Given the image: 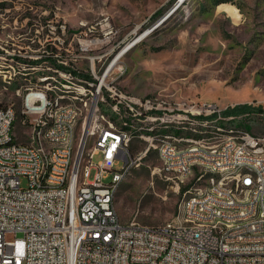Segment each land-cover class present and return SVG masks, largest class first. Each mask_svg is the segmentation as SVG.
I'll return each mask as SVG.
<instances>
[{"label": "built area", "instance_id": "built-area-1", "mask_svg": "<svg viewBox=\"0 0 264 264\" xmlns=\"http://www.w3.org/2000/svg\"><path fill=\"white\" fill-rule=\"evenodd\" d=\"M103 21L87 26L83 39L67 36L65 24H48L49 33L30 38L38 44L28 46L30 51L0 47V56L18 58L19 67L59 68L85 78L93 92L91 107L82 108V99L60 96L52 86L28 85L17 90L18 106H0V264H264V136L223 131L235 116L216 106L173 104L120 86L122 56L114 36L99 37V30L112 27L108 18ZM89 31H96V38L87 37ZM94 47H104V54L92 55ZM79 60L87 63L88 74L77 73ZM101 100L138 125L165 118L191 126L222 124V131L131 136L103 120L88 144H81L85 133H77V126L89 122ZM63 122H70V142L55 143L53 133ZM29 123H37L36 133H29ZM39 141H46V148H39ZM135 141L147 146L134 153ZM151 149H162L160 159L178 162L177 172H164L178 189L189 178L188 160L203 159L199 176L221 163L243 162L244 170L209 183L195 178L186 191H208L207 203H196L182 223L174 218L157 226L123 223L114 205L116 190ZM96 154H102L98 162ZM250 163L261 170L256 199H246ZM179 170H186V177H179ZM88 196L106 199V207L93 208ZM211 208H218V215H211ZM193 213H206L207 221L193 220ZM225 219H232V227H225Z\"/></svg>", "mask_w": 264, "mask_h": 264}, {"label": "rangeland", "instance_id": "rangeland-1", "mask_svg": "<svg viewBox=\"0 0 264 264\" xmlns=\"http://www.w3.org/2000/svg\"><path fill=\"white\" fill-rule=\"evenodd\" d=\"M177 2L0 0V47L30 51L28 46H38L30 38L49 33L48 24L57 28L65 24L67 36L83 39L87 26L108 18L112 27L98 33L99 37L114 36L117 52L124 51L120 58L123 70L117 77L120 86L137 95L161 96L185 106H216L224 110L236 104H251L254 110L233 115L223 127L264 136V0H185L175 8ZM228 5L237 9L236 14L225 10ZM143 33L146 35L139 42L125 49ZM96 34L89 31L87 37L96 38ZM103 54L104 47L92 48V55ZM4 56H0V106H18L17 90L28 85L61 86L69 82L75 89L85 80L61 75L48 66L19 67L18 58ZM75 67L79 75L88 74L84 60ZM108 113L116 126L130 129L136 125L123 112ZM159 133L191 136L187 129H161ZM19 140L29 141L26 137ZM91 143L89 140L88 146ZM146 146L144 141H135L131 149L137 153ZM101 158L102 154H96L94 161ZM161 167L158 149H151L121 182L114 205L123 223L137 221L157 226L178 214L199 168L194 167L193 174L178 189L175 179L167 178ZM93 174L94 170L90 178Z\"/></svg>", "mask_w": 264, "mask_h": 264}, {"label": "bare ground", "instance_id": "bare-ground-1", "mask_svg": "<svg viewBox=\"0 0 264 264\" xmlns=\"http://www.w3.org/2000/svg\"><path fill=\"white\" fill-rule=\"evenodd\" d=\"M183 2H185V0H183L182 3H180L179 5H182ZM225 10H228V12L230 11L231 14H236L237 11V9H234L229 5L225 8ZM146 33H148V31ZM146 33H143L140 36H138L132 43L127 45L125 49H128L137 42H139L146 35ZM123 53L124 51L121 52L120 56ZM52 70L56 73H60L61 75L72 77L67 75L64 71L60 70L59 68L52 67L51 71ZM49 77L50 79H54L53 76H49ZM80 82H81L80 86L75 89H72L71 86L68 85L69 82L67 84H61L62 87L53 83H49L47 85L36 84L31 86H43V87L52 86V88L55 91H57L60 96L67 97V99H82V108H90L91 101H93V92L91 86H87L86 79L81 80ZM105 111L111 112L114 115L122 113V110L115 109V104L109 103L108 100H101V104H95L93 106L92 115L90 116L89 122L79 123V126H77V131L80 128L82 129V133L86 132L85 137L81 138V144H88V137H94L97 134V129L100 126H102L103 120H107V123L111 127V129L121 130L122 132L127 133L131 136H138L139 134H144L146 136L170 134V133H159V131L161 129H171V128L177 130L179 129L189 130L191 132V136L188 137H198L197 134L202 132L220 133V131H222V127L217 126L214 123H196L193 124V126H191L188 124H183L181 123V121H178L176 119H165V118L144 119L139 125L138 122L135 121L136 125H132L131 128L129 129L127 127L116 126L113 123V121L109 119L108 116L109 113L108 112L106 113ZM223 131H230V129H225L223 127ZM36 132H37V123H29V133H36ZM234 134H236V136H246L247 131L234 130ZM70 139H71L70 122H63L62 125H60L58 128V133H53V140L55 141V143H67L70 142ZM39 148H46V141H39ZM158 153L159 156L162 157V149H158ZM161 161H162V169H164L166 172H177L178 162L170 163L167 162V159H161ZM197 166H203V159H196V163L195 160H188L189 176L193 174L194 167ZM239 170H244L243 162L221 163V165L219 166H212L206 168L204 170V173L201 174V176H199L198 174L197 178H199L200 183H203L205 177L208 174H210L206 182L209 183L212 182L213 180H216V178H225V176L230 171H239ZM215 171H217V173H215ZM250 174L252 175V177L249 178L247 182L246 199H256L260 194V177H261V170L259 168L258 163H250ZM179 177H186V170H179ZM188 192L190 194L187 198L184 199L178 214L174 217V223H182L183 219L190 217V208L196 207V203H207L208 191L189 190ZM88 203H90L93 208L106 207V199H101L98 196H88ZM211 215H218V208H211ZM193 220L207 221V214L193 213ZM225 227H232V219H225Z\"/></svg>", "mask_w": 264, "mask_h": 264}, {"label": "trees", "instance_id": "trees-1", "mask_svg": "<svg viewBox=\"0 0 264 264\" xmlns=\"http://www.w3.org/2000/svg\"><path fill=\"white\" fill-rule=\"evenodd\" d=\"M251 110H254V107L251 104L242 103L224 109L223 113L226 115H241L244 113H248Z\"/></svg>", "mask_w": 264, "mask_h": 264}, {"label": "water", "instance_id": "water-1", "mask_svg": "<svg viewBox=\"0 0 264 264\" xmlns=\"http://www.w3.org/2000/svg\"><path fill=\"white\" fill-rule=\"evenodd\" d=\"M182 1H183V0H178L177 4L175 5V8H177L178 5H179L180 3H182ZM175 8H174V9H175ZM85 134H86V132H85Z\"/></svg>", "mask_w": 264, "mask_h": 264}]
</instances>
